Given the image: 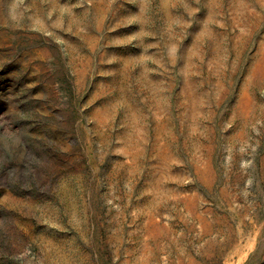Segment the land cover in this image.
<instances>
[{
	"label": "rangeland",
	"instance_id": "obj_1",
	"mask_svg": "<svg viewBox=\"0 0 264 264\" xmlns=\"http://www.w3.org/2000/svg\"><path fill=\"white\" fill-rule=\"evenodd\" d=\"M0 264H264V0H0Z\"/></svg>",
	"mask_w": 264,
	"mask_h": 264
}]
</instances>
